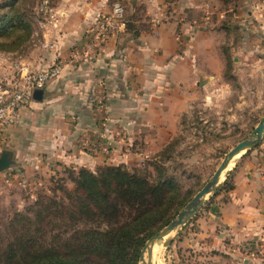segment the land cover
<instances>
[{"label":"crops","instance_id":"0c3cea01","mask_svg":"<svg viewBox=\"0 0 264 264\" xmlns=\"http://www.w3.org/2000/svg\"><path fill=\"white\" fill-rule=\"evenodd\" d=\"M114 1L56 0L50 16L38 21L39 43L23 56L18 52L14 75L0 79L17 80L22 65L37 69L68 62L59 76L32 91L19 121L0 139V153H13V176L127 162L148 151L155 132L165 136L172 130L174 108L184 111L202 88H217L228 59L239 69L256 66L264 73V0H122L125 30L110 37L92 61L70 63L93 22L111 12ZM102 95L107 127L96 109ZM85 137L110 141L112 150L85 149L80 143ZM134 144L139 149L128 153ZM246 155L234 169L235 189L221 217L244 228H233L237 238L264 231V157L259 150Z\"/></svg>","mask_w":264,"mask_h":264},{"label":"rangeland","instance_id":"374dc122","mask_svg":"<svg viewBox=\"0 0 264 264\" xmlns=\"http://www.w3.org/2000/svg\"><path fill=\"white\" fill-rule=\"evenodd\" d=\"M55 2L56 0H49L50 6ZM230 2L233 3V0ZM4 3H13L19 8V13L25 15L31 26V34L15 50L0 48V79L3 75H14L19 60L18 52L23 56L31 52L34 44L39 43L43 26L38 21L50 16L51 13L43 7V0H0V5ZM8 8L9 5L0 8V18ZM9 26L7 22L4 27ZM6 40L8 39H4L0 34V44ZM261 69L256 66L239 69L234 65L232 58L228 59L226 70L217 88L212 90L202 88L194 98L190 99L184 111L174 108L176 116L172 130L165 133V136L158 131L155 132L156 138H148L146 153L137 156L134 152L139 146L130 145L127 146V152L134 155H131L127 162L109 164H123L129 171L147 170L153 178L158 173L156 168L162 167L165 175L176 181L181 193L179 199L184 204L166 225L177 217L209 181L225 154L238 142L249 138L257 127L264 115V73L259 72ZM150 132L148 130L152 137ZM119 136H122V133ZM262 145L263 142L253 149L244 150L235 160L232 168L225 172L219 186L227 178L229 185L235 183L234 169L244 155L259 150L263 158ZM118 149L121 150V147ZM70 172L68 168L61 167V170H52L46 174L36 170L13 176L15 170L12 166L1 172L0 230H4L5 224L16 212H23L33 205L38 196L42 194L53 196L56 193L59 197L63 196V192L56 190L59 185L73 189L75 183L71 179ZM215 191L206 196L200 210L186 225L156 242L157 253L154 252L153 255L154 264H264L263 229L262 234L251 236L243 233L239 238L235 237L233 228L237 230L244 228L236 227L238 225L236 220L234 223L237 225L228 224L231 222H225L221 218L223 213L228 211L232 191L219 189L214 195ZM166 225L156 230L148 240ZM59 237V233L50 232L42 236L41 240L43 243H50L58 241ZM141 254L139 264H144ZM145 257L147 260L148 252L145 253Z\"/></svg>","mask_w":264,"mask_h":264},{"label":"trees","instance_id":"16d2710c","mask_svg":"<svg viewBox=\"0 0 264 264\" xmlns=\"http://www.w3.org/2000/svg\"><path fill=\"white\" fill-rule=\"evenodd\" d=\"M8 5L0 34L11 41L1 42L0 48L11 51L29 38L31 26L15 4L0 8ZM69 170L73 189L59 185L56 190L63 196H38L0 230V264H139L148 238L184 204L176 181L162 167L154 178L123 164ZM230 184L227 178L214 195L219 189L232 191L235 183ZM50 232L60 239L43 243L41 237Z\"/></svg>","mask_w":264,"mask_h":264},{"label":"built area","instance_id":"2783aa9c","mask_svg":"<svg viewBox=\"0 0 264 264\" xmlns=\"http://www.w3.org/2000/svg\"><path fill=\"white\" fill-rule=\"evenodd\" d=\"M43 7L51 11L49 0H43ZM126 27L125 7L122 0H115L111 12L100 15L90 27L89 39L86 43L77 45L72 52L70 63L90 62L98 56L108 39L120 35ZM68 63L59 59L49 66H42L37 69H29L26 65L19 66L17 80H0V139L6 128L15 125L20 117L21 111L30 103L31 93L35 89H42L46 84L59 76L65 64ZM106 95L98 97L96 109L103 114L104 127H107L108 109ZM100 139L105 135L98 133ZM101 141V140H100ZM93 142L88 137L81 139V145L85 149H101L108 153L111 143ZM99 143V144H98Z\"/></svg>","mask_w":264,"mask_h":264},{"label":"water","instance_id":"95a60500","mask_svg":"<svg viewBox=\"0 0 264 264\" xmlns=\"http://www.w3.org/2000/svg\"><path fill=\"white\" fill-rule=\"evenodd\" d=\"M263 141L264 115L259 121L257 127L253 130L250 137L238 142L225 154L223 160L221 161L209 181L195 194L193 199L179 212L177 217L148 240L141 254V260L144 262V264H154L153 252L155 244L158 240L173 232H177L195 216V214L204 204L206 196L213 193L219 186L222 175L224 174V172H226L233 159L244 150H250L259 146ZM14 163L15 160L13 158V153L10 150L5 149L0 153V173L10 168ZM146 252H148L147 260L145 257Z\"/></svg>","mask_w":264,"mask_h":264},{"label":"bare ground","instance_id":"6f19581e","mask_svg":"<svg viewBox=\"0 0 264 264\" xmlns=\"http://www.w3.org/2000/svg\"><path fill=\"white\" fill-rule=\"evenodd\" d=\"M243 152H241L240 154H238L234 159H233V161L231 162V164H230V166L228 167V169H230V168H232V166L234 165V163H235V160L238 158V157H240V155L242 154ZM227 169V170H228ZM226 170V171H227ZM224 176H225V172H224V174L222 175V178H221V181L224 179ZM169 236V235H168ZM168 236H166V237H168ZM157 245V244H156ZM156 245H155V247H154V252H155V248H156ZM158 250V249H157ZM153 252V255L155 254V253H157V252H155L154 253Z\"/></svg>","mask_w":264,"mask_h":264}]
</instances>
